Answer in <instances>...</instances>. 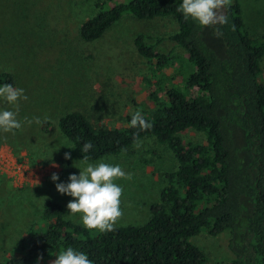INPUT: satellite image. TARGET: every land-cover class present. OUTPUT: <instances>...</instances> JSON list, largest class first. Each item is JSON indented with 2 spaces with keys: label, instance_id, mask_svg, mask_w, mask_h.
Returning <instances> with one entry per match:
<instances>
[{
  "label": "trees",
  "instance_id": "16d2710c",
  "mask_svg": "<svg viewBox=\"0 0 264 264\" xmlns=\"http://www.w3.org/2000/svg\"><path fill=\"white\" fill-rule=\"evenodd\" d=\"M179 2L104 5L82 26V38L93 42L125 15L177 19L179 31L170 40L186 57L156 52L146 35L135 41L139 54L159 73L176 69L184 87L156 84L150 95L154 107L140 112L151 128L130 127L132 116L124 126L98 128L79 112L63 116L58 124L77 152L92 161L121 155L150 136L169 147L179 166L166 175L167 186L153 204L150 220L110 232L86 230L65 219V208L50 200L40 228L19 240L13 255L0 264H46L67 247L86 253L93 264H209L192 242L203 232L234 235L230 264H264V35L251 38L238 0H228L221 10L227 23L207 27L186 20L177 11ZM3 83L15 86L8 74L0 77ZM190 129L204 133L206 142L185 143L181 134ZM87 141L94 147L82 153Z\"/></svg>",
  "mask_w": 264,
  "mask_h": 264
},
{
  "label": "rangeland",
  "instance_id": "374dc122",
  "mask_svg": "<svg viewBox=\"0 0 264 264\" xmlns=\"http://www.w3.org/2000/svg\"><path fill=\"white\" fill-rule=\"evenodd\" d=\"M130 1L0 0V77L11 75L14 87L23 88L28 97L12 109L18 112L22 127L0 132V263L13 255L19 240L40 228L47 201L61 204L68 214L66 206L73 198L59 194L50 177L57 173V183H66L70 174H79L74 165L82 167L83 155L61 133L58 124L63 116L79 112L98 128H117L135 112L154 107L150 95L158 82L165 89L184 90L176 69L159 73L135 45L139 35H146L156 52L186 57L170 40L179 31L175 17L140 20L125 15L100 39L86 42L82 38L83 24L101 7ZM238 1L251 38L260 39L264 0ZM261 66L264 80V59ZM25 117H38L41 123L28 124ZM181 138L185 143L206 142V135L193 129ZM65 153L71 158L66 160ZM89 162L119 164L127 174L115 180L122 188V215L114 227L147 223L153 204L167 186L166 175L179 166L169 147L153 136L121 155ZM65 219L81 225L78 217ZM233 237L230 232L215 237L203 232L192 242L204 251L209 264H230L235 258ZM52 256L46 264H52L56 258Z\"/></svg>",
  "mask_w": 264,
  "mask_h": 264
},
{
  "label": "clouds",
  "instance_id": "9594fccd",
  "mask_svg": "<svg viewBox=\"0 0 264 264\" xmlns=\"http://www.w3.org/2000/svg\"><path fill=\"white\" fill-rule=\"evenodd\" d=\"M227 3L228 0H180L177 11L181 12L186 20L191 19L203 27L223 25L227 23V17L221 10ZM27 99L23 88L14 87L10 83L0 84V104L10 106L0 107V132L10 133L22 127L21 120L17 119L18 112L12 109H18L19 102ZM24 119L28 124L41 123L38 117L32 120L27 117ZM129 126L144 131L151 128V123L137 111L132 115ZM93 147L91 141H87L83 143L80 151L88 153ZM64 158L70 159V153H65ZM79 162L82 167L74 165L79 169V174H70L66 183H57V173H52L50 177L59 194L73 198L67 203L68 214L65 216L78 217L79 223L86 230L113 231L114 224L122 215V188L115 180L124 178L127 174L119 164L92 163L87 155H83ZM55 257L52 264H93L86 253L73 247L65 248Z\"/></svg>",
  "mask_w": 264,
  "mask_h": 264
}]
</instances>
